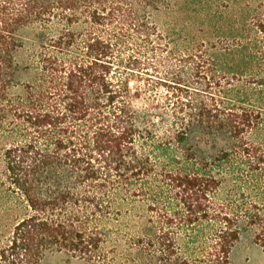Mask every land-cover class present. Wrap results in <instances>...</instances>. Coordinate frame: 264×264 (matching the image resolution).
<instances>
[{"label": "trees", "instance_id": "16d2710c", "mask_svg": "<svg viewBox=\"0 0 264 264\" xmlns=\"http://www.w3.org/2000/svg\"><path fill=\"white\" fill-rule=\"evenodd\" d=\"M10 218L0 264L264 248V0H0Z\"/></svg>", "mask_w": 264, "mask_h": 264}, {"label": "rangeland", "instance_id": "374dc122", "mask_svg": "<svg viewBox=\"0 0 264 264\" xmlns=\"http://www.w3.org/2000/svg\"><path fill=\"white\" fill-rule=\"evenodd\" d=\"M13 218L0 220V240L9 235V232L14 224ZM3 223V224H2ZM2 229V230H1ZM233 264H264V248L255 244L251 240H245L240 243L232 253ZM46 264H83L82 262L70 259L68 256L59 255L51 258Z\"/></svg>", "mask_w": 264, "mask_h": 264}]
</instances>
